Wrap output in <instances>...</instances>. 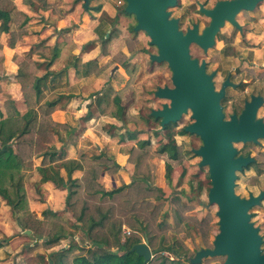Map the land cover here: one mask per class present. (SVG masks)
Here are the masks:
<instances>
[{
  "label": "rangeland",
  "instance_id": "374dc122",
  "mask_svg": "<svg viewBox=\"0 0 264 264\" xmlns=\"http://www.w3.org/2000/svg\"><path fill=\"white\" fill-rule=\"evenodd\" d=\"M15 1H4L6 9H11L13 13L12 29L16 34L14 45L18 41L20 30L23 29L21 26L31 21L33 25L38 26V31L32 29L35 35L31 43L32 48L30 47L24 57L16 55L14 58L15 61L19 57L18 68L27 64L33 67L30 71L35 72L38 78L45 76L46 72L60 71L58 75L64 74L59 79L48 77L47 81L44 80L40 95H35L32 100L31 105L35 104L34 111L38 113L39 126L43 128L38 133L36 141L39 144L36 152L45 150L54 152L64 143V139L61 138L64 134L60 130L65 129L69 124L55 122L54 118L62 120V116L59 114L56 117L53 114L60 108L62 111L66 99L76 97L75 95L78 94L82 96L79 98L91 103L90 111L95 115L98 114L93 126L94 133L101 134L98 129L99 122L104 123L103 127L114 133V152L109 149V143L104 145L101 142L104 148L101 152H97L94 147L96 137L93 136L91 137L93 142L90 140L81 144L79 148L75 147L74 155L64 159V161L76 160L84 167V171H76L73 174V178L79 180L81 187L71 200L72 203L77 202L72 206L66 202L67 191L58 190L54 186H39L37 167L41 166L43 156L34 155L31 161H27L23 168L26 210L15 213V209L0 196V264H41L40 257L48 256L53 251L67 249L69 246L84 247L89 240L85 234L89 224L88 217L93 216L98 219L104 214L110 218V225L105 231L96 230V237H107L111 230L114 229L115 233L120 229L122 242L135 236L144 243L148 233L154 237V245L150 246L152 251L153 248L162 249L161 252L153 254L150 264H190L189 259L194 252L213 245L215 236L219 233L217 215L219 209L208 200L211 188L209 168H197L201 158L194 154V150L202 146L201 139L191 134L177 135L179 129L194 123L191 112L184 115L177 123V127H173L168 132L162 130L160 123L149 117L153 106V92L159 87H172V73L168 65L152 63L149 60V55L158 54L157 48L147 46V38L144 40L141 37V40L131 32L128 37L122 39L120 31L115 29L120 35L116 33L114 37L117 38L104 49L103 35L107 32L108 25L102 26L98 35L93 34L96 32L91 28H87L91 19V14H87L90 8L99 4L110 5L119 12L123 8V0H89L87 10H84L82 0H45V3L42 0H32V16L19 12L14 5ZM24 1L22 0V4L26 5ZM219 1L222 0H177L176 6L169 9L171 19L179 20L180 31L186 33L196 24L201 34L210 25L211 19L200 13L199 5L210 10ZM126 18L130 20L129 24L125 19L123 24L126 27L128 25L133 27L136 24L134 16L129 15ZM236 20L241 30L227 22L216 36L215 46L207 52L197 45L190 47L193 59H197L200 65L203 61L206 62L207 74L216 73L213 82L217 92L221 90L227 79L236 85V87H227L221 101L226 120L234 114H241L245 103L251 101L252 96L264 98V3L252 12L239 13ZM76 31H80L81 38L73 39ZM116 39L123 40L128 54L123 51L118 52L122 44H114ZM63 40L66 42L64 43ZM74 41L77 42L72 44ZM10 42L11 39L9 45ZM67 42H71L70 45ZM2 47L0 44V50ZM92 49H94L92 53L85 58L98 57V59L92 61L90 65H82L86 64L83 54ZM55 53L59 55L57 59L54 57ZM134 55L136 56L132 58ZM76 59L83 66L80 71L70 63ZM3 62L4 58L0 57V63ZM50 64L55 71H50ZM124 64L126 65L124 70L118 68V65L124 66ZM68 72L81 73L84 78L83 85H78V81L68 83L66 79ZM125 72L130 77L128 81V77L123 76ZM113 80L120 81L116 83L115 93ZM14 81L19 83L16 78ZM124 84L125 86L122 87ZM119 88L121 90L116 91ZM114 96H119L122 103L128 105L124 107L126 108L124 121L119 124L114 119L112 126L107 120L110 121L109 113L115 110L112 105ZM22 99L23 101L26 99L24 94ZM55 100H59L60 104L48 112L47 104ZM44 101L46 102L42 103ZM13 102L10 100V104ZM24 103L26 104L24 116H26L31 108L26 101ZM98 104L106 111L98 110ZM17 117L22 118L20 115ZM257 120L264 122V104L258 111ZM72 122L77 124V119ZM57 132L60 135L55 136ZM130 134L136 138L131 139ZM172 140L181 150L180 159L176 162L158 152L161 145ZM142 141H149L151 145L140 148ZM235 148L240 154L250 151L251 156L256 158L261 166L260 172L251 167L237 173L235 194L242 199H249L251 195L258 197L264 192V139L259 140L258 146L239 143ZM97 157H103L101 162L95 163L94 159ZM106 157H114V165L106 164ZM170 161L174 173L172 183L168 186L165 180V167L166 162ZM61 174L66 177L64 170H61ZM93 176L94 178L90 179ZM123 185L130 186L113 198H103L100 194L103 190L111 191ZM40 188L42 192L38 195L37 191H40ZM83 203L87 204L88 211L85 221H79L76 210ZM46 211L57 213V217L45 216ZM249 213L255 228L260 229L259 235L263 239L261 249L264 252V200ZM30 216L40 224L29 225L27 220ZM25 223L31 229L46 228L49 236L63 233L65 238L58 246L48 249L43 245V238L47 235L28 232L24 228L27 227ZM125 229L131 231V236L128 237L124 233ZM172 246L178 249L182 256L174 257L164 251ZM224 261V257L206 258L200 264H217Z\"/></svg>",
  "mask_w": 264,
  "mask_h": 264
},
{
  "label": "water",
  "instance_id": "95a60500",
  "mask_svg": "<svg viewBox=\"0 0 264 264\" xmlns=\"http://www.w3.org/2000/svg\"><path fill=\"white\" fill-rule=\"evenodd\" d=\"M124 1L127 3L125 12L137 21L134 31L145 32L150 44L158 50L157 55L151 56L152 62L167 63L172 72L173 88H159L155 93L156 98L170 103L153 110L152 116L160 120L164 129L191 112L194 123L184 130L201 139L202 146L194 150V154L201 158L200 168H209L208 200L218 206L219 233L213 248L199 251L191 264L216 257L225 258L223 263L217 264H264L263 239L249 213L264 200V192L258 197L251 195L249 199L235 194L237 173L254 162L251 156H240L235 145L258 144L264 139V122L257 120L264 98L252 96L240 115L234 114L226 120L221 101L227 87L236 85L227 79L217 92L213 82L216 73L208 75L206 62L200 65L190 53L192 45L199 46L204 52L214 47L216 36L227 22L241 30L237 15L254 11L264 0H222L210 10L200 4V13L211 19L201 34L198 25L184 33L179 30V20L171 19L169 9L176 6L177 0ZM84 2L87 9L89 0ZM131 252L144 258L146 263L153 259L147 239L134 245Z\"/></svg>",
  "mask_w": 264,
  "mask_h": 264
},
{
  "label": "trees",
  "instance_id": "16d2710c",
  "mask_svg": "<svg viewBox=\"0 0 264 264\" xmlns=\"http://www.w3.org/2000/svg\"><path fill=\"white\" fill-rule=\"evenodd\" d=\"M42 1L44 2L45 0ZM24 2L30 7L33 6L32 0H25ZM126 6L127 3L124 1L122 10L126 16H129V14L125 12ZM5 7L6 6H4V4L0 5V35L3 33L10 35V46L13 47L16 39V34L12 31L13 13L11 12V9H6ZM95 11L100 12L101 7L95 8ZM116 21L117 19L110 18L106 12L102 13L100 27L103 24L107 23L109 27L112 28L115 25ZM136 25L137 21L136 24L130 29V32L133 35H138V32L134 31V27ZM116 33L119 34L117 30H114V32L112 30L108 36V32L103 35L104 41L102 46L104 49L108 44H110V42L113 41V39L117 38L114 37ZM54 57L55 59L58 57L56 53ZM124 58L126 59L125 56ZM70 63L79 71L83 68V66L80 65L81 62L77 61V59L74 62ZM90 63L91 62H88L82 65H90ZM51 65L52 64H50V67ZM30 68L32 69L33 67L28 66L27 64L21 65L19 73L15 77L17 81L21 84V90L26 98L25 101L28 107L31 108L30 113H28L22 118H12L0 121V196L7 200L6 203L13 207L15 209V213L17 214L26 210L25 206L27 199L25 188L23 185V168L25 167V163L27 161H31L34 155L43 156L42 164L37 168L42 183H50L56 189L67 191L68 194L66 202L69 206H72L73 204L77 203H72L71 200L74 196L78 194V189L81 187L79 180L73 178V174L76 171H84V167L76 160L64 161L65 158L63 154H60L58 152H46V150L39 153L36 152L39 144L36 141L37 137L39 136L38 133H40V131H42L41 129L43 128H40L41 126H39L38 113L36 110L34 111L35 104L31 105V103L32 100L35 98V95H40L41 86L43 81L46 79L47 74L43 77L38 78L35 75V72H33L32 70L30 71ZM58 104L59 100H55L53 102L48 103V112H51V110H53ZM115 104L117 105L118 110L120 111V100L118 98L115 100ZM149 117L151 119H154L155 122L161 124L160 120L155 119L151 113ZM91 119L92 117H89L87 121ZM173 127H177V123L167 125L164 130L168 132L171 131ZM184 128H181L177 131L178 136L188 135V133L185 132ZM133 137L134 136H131V139H133ZM247 144H250L251 146H258L259 143ZM150 145L151 143L149 141H142L140 143V148H147ZM158 152L161 155H167L169 159L174 162L180 159V147L173 140L161 145ZM239 155L249 157L251 156V153L249 151L246 154L239 153ZM102 159L103 157H97L94 160L95 163H99ZM105 160L106 164L114 165L113 158L106 157ZM171 161L166 162L165 167V180L168 186L172 183V177L174 173V167L171 164ZM116 167L119 168L118 165H116ZM251 167H254L257 172H260L261 166L257 162L256 158H254V162L250 164L249 167L245 168L243 171H245L246 169H250ZM197 168H199V164L197 165ZM61 170H64V172L66 173V177L61 174ZM113 171L114 169H112V172ZM93 178L94 176L90 179ZM129 186L130 185H123L111 191L103 190L100 192V194L103 198H113L115 195L121 194L125 189H128ZM87 211L88 206L86 203H83V205H81V207L76 210V213H78L77 219L79 221H85ZM44 215H49L52 218L57 217V213L52 211H46ZM27 223L29 225H34L38 223V220H35L33 216H30V218L27 220ZM27 223H25L27 227L24 226L25 230L32 231L36 235H47L43 238V245L48 249H52L58 246L59 243L65 238L63 233L49 236V232L46 230V228L39 230L38 227H36L31 229L30 227H28ZM88 223V229L85 234L89 240L85 243L84 247L69 246V248L67 249L53 251L48 254V256L40 257L41 264H150V262L146 263L144 261V258L138 256L136 253L131 252V249L134 245L141 244L140 239L135 236H132L130 239L122 242L120 236V229L115 233L113 229L107 237H96L97 231H99L100 229L104 231L108 229L110 225V218L107 215L104 214L98 219L93 216H89ZM147 235L149 246H153L154 237H151V235H149L148 233ZM212 248L213 245L210 248L204 249ZM204 249H200L194 252L192 258L189 259V263L191 264V259H194L196 254ZM161 251V248H153L152 254H157ZM164 251L169 252L174 257L179 258L180 256H182L180 251L178 249H175L174 246ZM167 261L175 262L176 260Z\"/></svg>",
  "mask_w": 264,
  "mask_h": 264
},
{
  "label": "crops",
  "instance_id": "0c3cea01",
  "mask_svg": "<svg viewBox=\"0 0 264 264\" xmlns=\"http://www.w3.org/2000/svg\"><path fill=\"white\" fill-rule=\"evenodd\" d=\"M4 1L5 0H1L0 5H3ZM82 1L84 2V0H82ZM6 3L8 4V1H6ZM123 4H124V0H123ZM14 5L17 7L19 12H24V13L32 16L31 11L33 9L31 7H29L28 5H23L22 0H16ZM4 6H6V5L4 4ZM88 6H89V3H88ZM83 7H84V5H83ZM97 7H101L100 12L95 11V8H97ZM97 7L90 8L89 12H87V14H89V13L91 14L90 15L91 19H89V26L87 28H91L92 31L94 30V32H96L93 34L98 35L99 34L98 32H100L99 30H101V27L104 25H108L107 23H105L100 27L102 13L106 12L110 18L117 19V21L114 25V30L118 29L120 31V33H121L120 38L123 39V38H126L129 36L131 27L129 25H128V27H126L125 24H123V23L126 19V22H128L130 24V20L128 18H126V15L123 13V10H120L118 12L115 7L113 9L110 7V5H102V4H99ZM87 9H88V7H87ZM87 9L84 7V10H87ZM32 23H33V21L29 22L26 25L22 24L23 26H21V28H23V29L20 30L19 35H18V41L16 42V44L13 47H11L9 45L10 35L5 34V33L0 35V44L3 46L2 50H0V57L4 58V62L0 63V121L6 120V119L16 118L17 115H20L21 117H23L24 112L26 111V104L24 103L25 101H23V99H22L23 92L21 90V85L19 83H17L16 81H14V79H15L17 72H18V69H19L18 68L19 57H21V56L24 57L25 54L27 53V51L30 50V47L32 48L31 43H32L33 38L35 36L32 32V29H35L36 31H38L37 30L38 26H35V24L33 25ZM66 23H67V21H66ZM0 25H1V22H0ZM13 26L14 25L12 24V27ZM108 27H109V25H108ZM110 29L112 31L113 27L112 28L109 27L107 29V32H108L107 36L111 32ZM12 31H14V30L12 29ZM72 32L74 33L75 31H72ZM79 32L80 31H76V34L73 37V39L81 38L79 36ZM87 33H88V31L85 33V35ZM101 35H103V34H101ZM136 36H138L139 39H141V37H143L144 40H146V38H147V40H146L147 46H150V47L152 46L150 44V39L146 35L145 32L140 31V32H138V35H136ZM122 39L114 40V44L115 43H121L122 47L118 52L123 51L126 54H128V50L126 49L127 48L126 44L123 42ZM63 42L65 43L66 41L63 40ZM76 42L77 41H74V42H72V44L76 43ZM95 42H96V40H95ZM67 43H68V45H70L71 42H67ZM78 43H79V41H78ZM91 44H92V42H91ZM97 46L98 45H96V47ZM93 50L94 49H92L90 52L83 54L84 61L86 63L92 62V61L98 59V57H87V58H85L87 55L92 53ZM76 51H77V49H76ZM56 54L59 57L58 53H56ZM16 55L19 57L14 61V58L16 57ZM137 55H139V54H137ZM152 55H157V54L149 55L150 62H152V60H151ZM135 56L136 55H134L132 58H134ZM152 63H156V62H152ZM158 64H162V63H158ZM118 68L124 70V68H126V65L125 64H124V66L118 65ZM114 70H115V67H114ZM50 71H55V68H53V65H51ZM58 72L60 73V71H57L54 73L46 72L47 75L45 74L46 75L45 81H47L48 77H51L52 79H54V78L59 79L60 77H62L64 75V74L58 75ZM123 76L125 78L128 77L127 81L130 78L128 76L127 72H125V74H123ZM69 77H70V79H69ZM66 79H67L68 83H70L69 81H78L77 84L81 85V86L83 85V82H84V78H82V75L79 72H78V74H75L73 72H70V73L68 72L66 74ZM171 82H172V78H171ZM116 83L118 84V83H120V81L119 80L118 81L113 80L114 93H115ZM124 86H125V84L122 87H124ZM166 87H168V86H166ZM159 88H164V87H159ZM169 88H173V83H172V87H169ZM119 90H121V89L119 88L116 91H119ZM156 91L153 92V95H154L153 101H155V100L156 101L155 102L152 101L153 106H152L151 111L161 109L164 104L170 103L167 100H160V99L156 98L155 97ZM75 96L76 97H69L68 99H66V102L63 104L64 106H63L62 111L60 110L61 109L60 108L59 110H57V112H55L53 114L54 116L56 115V117L59 114H60V116H62V120H57L54 118L55 122L61 123V124H67V123L69 124L68 127H66L63 130H60V132L64 134V136H61V138L64 139V143H62L61 147L57 148V150L55 152L63 154L64 158L71 157L72 155H74L73 153H74L75 147L79 148L81 144H83V143L85 144L88 141L90 142V140H91V142H93V140L91 139V137H93V136L96 137V139L94 141V147H96L97 152H101L104 148L101 143H104V145H107V143H109V145H110L109 149H111L114 152V133L112 131L110 132L108 130V128L103 127V125H105L104 123L99 122L98 123V129H99V132L101 134L100 135L97 134L99 136V137H97V135L94 133V127L93 126L96 123V120H97L96 115H98V114L95 115L92 113V111H90L91 103H89L86 100L81 99L82 98L81 95L78 94ZM79 97H81V98H79ZM114 97L115 98L113 100L112 105H113V107H115V110H113L112 112L109 113L110 114L109 116L111 117V119H109L110 121L107 120L108 124H111L112 126H114V119L117 120V122L119 124L124 121V115H125V111H126V108H124V107H126V105H128V104H123L122 100L120 99L119 96H114ZM117 98L120 100V111L118 110V107L115 104V100ZM10 100H12L14 102L12 104H10ZM46 101H48V100H46ZM46 101H44L42 103H45ZM59 104H60V101H59ZM40 105H42V104H40ZM98 110L103 111V112L106 111L105 108L100 104H98ZM151 114H152V112H151ZM101 116H103V115L101 114ZM89 117H92V119L87 121V119ZM17 118H19V117H17ZM74 119H77V124H74L72 122ZM152 120H154V119H152ZM113 130H114V128H113ZM162 130H164V129H162ZM56 135H60L59 132L55 133V136ZM101 136H102V138H100ZM131 136H133V134H130L129 137L131 138ZM121 138H123V136ZM135 138H136V136L133 137V139H135ZM85 139H87V141ZM76 140H79V141L76 142ZM111 158L114 159V157H111ZM36 167H37V165H36ZM36 167H35V169H36ZM38 167H39V165H38ZM26 178L27 177H25V179ZM39 178H40L39 183H38L39 186L40 185L43 187L53 186L50 183H42L40 176H39ZM36 186H37V184L34 185V187H36ZM41 190L42 189L40 188V191H37L38 193L37 192L36 193L39 195V193L42 192ZM31 203L33 204V202H31Z\"/></svg>",
  "mask_w": 264,
  "mask_h": 264
},
{
  "label": "built area",
  "instance_id": "2783aa9c",
  "mask_svg": "<svg viewBox=\"0 0 264 264\" xmlns=\"http://www.w3.org/2000/svg\"><path fill=\"white\" fill-rule=\"evenodd\" d=\"M124 233H125L128 237L131 236V231H130V230L125 229V230H124Z\"/></svg>",
  "mask_w": 264,
  "mask_h": 264
}]
</instances>
